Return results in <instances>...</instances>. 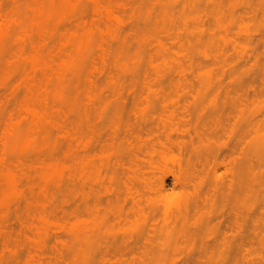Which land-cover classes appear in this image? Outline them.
I'll list each match as a JSON object with an SVG mask.
<instances>
[{"label": "rangeland", "instance_id": "obj_1", "mask_svg": "<svg viewBox=\"0 0 264 264\" xmlns=\"http://www.w3.org/2000/svg\"><path fill=\"white\" fill-rule=\"evenodd\" d=\"M253 5L260 6L259 14L264 11V0H0V6L16 13L9 15L11 32L0 49V99L8 97L0 116V264H134L132 256L139 248L133 251L132 243L149 210L156 221L144 251L140 247L143 264H183L189 247L201 248L199 238L194 243L198 246L193 238L188 246L186 232L184 237L177 232L205 216L203 208L194 213L197 219L192 214V224L190 217L189 222L180 219L192 190L171 187L173 174L182 173L185 157L156 143L151 154L144 155L143 148L138 152L145 157L143 168L127 160L132 165L126 171L128 186L134 189L135 182L142 180L148 190L143 202L141 196H136V203L128 198L125 208L135 204L128 209L130 216L116 224L112 208L117 207V187L122 182L113 169L114 154L119 148L136 149L133 132L139 126L165 139L163 132L171 126L186 125L194 134V129L211 130L222 123V130L232 131V137L243 132L245 139L244 164L241 153L231 164L233 182L245 177V182L254 183L260 178L253 176H264V158L258 160L256 155L258 143L264 141V15H250L247 8L250 11ZM22 29H34L24 43L17 39ZM3 82L15 88L14 96ZM25 84H32L47 99L45 111L16 112L27 97ZM89 95L96 102L90 111L96 139L91 165L85 162L77 138L91 127ZM119 96L125 102L116 103ZM117 119L122 132L112 139V121ZM223 168L217 173L224 170L225 177L229 172ZM141 184L137 185L141 188ZM260 184L248 186L245 202L238 190L240 200L232 199L236 195L230 198L238 213L233 214L234 225L242 222L238 216L245 207L249 219L262 220L264 185ZM86 201L93 205L89 211ZM236 205H242L240 210ZM210 226L207 231L202 228L203 240L208 237L205 241L216 245V251L212 244L207 247L215 255L207 248L202 254L191 248L189 254L197 252L190 260L219 257L225 245L233 248L237 243L238 236L232 244V235L227 239L213 231L214 236ZM250 242L256 244V251H264V243ZM256 251L251 249L254 258ZM201 261L196 263L208 264Z\"/></svg>", "mask_w": 264, "mask_h": 264}, {"label": "bare ground", "instance_id": "obj_2", "mask_svg": "<svg viewBox=\"0 0 264 264\" xmlns=\"http://www.w3.org/2000/svg\"><path fill=\"white\" fill-rule=\"evenodd\" d=\"M258 5L250 6L249 8L251 10L248 11V8H247V12H249L250 15H257V14L258 15H264V11H262V13L259 14L258 9L260 6H258ZM99 8L97 9V12L100 11ZM107 9H108V7H106L105 10L107 11ZM110 13H112V12L110 11L108 14H110ZM9 15H16V13L10 12V11L4 9L2 6H0V49L4 45L5 40L9 37L10 32H11V18ZM33 30L34 29H22L18 33L17 39L20 42L24 43L26 41V39H28L29 37L31 39L33 37L32 36L33 32H34ZM201 31H203V29H201ZM37 32H39V34H41V35L46 34V32H44L42 29H38ZM46 39H47V37L44 38L45 41H46ZM40 47H41V45L39 47H37V48H39L38 50L41 49ZM20 48H21L20 50H23L22 45L20 46ZM27 57H29V56L27 55ZM23 82H24V80H23ZM26 84H29V83H26ZM26 84H25V87H26V91H27V94H26L27 97H25L23 103L21 105H19V107L16 109V112L17 113H40V112L45 111L42 109L47 106V104H48L47 99L45 97H43L39 92L34 91V87L32 86V84L31 85H26ZM3 85L5 88H7V90H9V93L11 95L12 94H13V96L15 95L14 94L15 88L10 89L11 87H8V85H6L4 82H3ZM6 98H8V97L5 95V96L1 97V99H0V116L2 114L4 99H6ZM43 98H45L46 100ZM88 98L90 101H88L89 113L87 115V121L89 122V125L91 127H89L88 133L85 136L77 137V138H79L78 141L80 142V143H78V141H77V143L79 145H81V147L83 148L82 150L84 151V156H85V160H86L85 162L87 164L91 165L93 162V159H94L93 158L94 153L92 152V150L94 148L96 139H95V135H94V132L92 129V118H91L90 111H91V107L96 102L94 101V99L90 95L88 96ZM43 100L46 102L44 107H43V104H44ZM115 100H116L115 102L118 104L125 102V99L122 96L115 98ZM36 106L39 108H37ZM13 114H14L13 111L10 110V112H9V118L10 119H12ZM239 114L243 115L244 112L240 111ZM182 120L186 121V123H187V121L190 122L189 117L188 118L183 117ZM220 125L221 126H218V124H217L215 126V128L211 129V130H209L208 128L203 129V130L202 129H199V130L194 129V131H195L194 134L190 131L191 130L190 128L186 127V125H183L185 127H182V126L177 127L178 125L176 127L171 126V129L169 128V130H165L163 132L165 134L164 135L165 139H160L161 137L159 136L158 133L156 134L154 131H152L150 129H143L142 126L141 127L139 126L138 127L139 130H136L133 132V134L137 138L136 149L129 151L128 149L119 148L118 150L115 151V154H114L115 157H114V161H113V169H114L115 173H117L118 179H119L120 183L122 182L121 183L122 185L119 186L120 185L119 184L117 187V196L115 199V203H116L118 208L116 207V205H114V208L116 207L115 209L112 208V211L115 210L113 212L114 213L113 218H111L112 223L117 224V223H121L122 221H126L125 219H127V216H130L129 212H128L129 207L131 205H133L134 203H136V201H137L136 196L137 197L141 196L140 200L141 201L143 200L142 196L148 190V188H146V187H148L146 185L147 182L143 181V184H141L142 180H140L139 182L142 186L140 188L137 185L139 182L136 181L137 182V183L135 182L136 185H134V183H132V185L135 186V188L132 189L133 186L131 185L132 187H130L127 184V180H126L127 179L126 178L127 172L126 171L132 165L133 166L136 165L137 167L140 166V168H143V167H141V165L143 164L142 161L145 160V157H143V156L140 157L138 152L140 150H142V148H143L142 153L144 155H147V154L149 155V154H151V150H152L153 145H155L157 143V145L160 144L169 151H173V149H176L177 155L179 154V156H181L183 158L185 157V159H183V161L185 160L184 161L185 163L183 162L184 168H182V173L173 174L172 187H171L172 189L175 187H178V188H180V190L182 192L184 190L186 191L187 189H190V188L192 190L191 192L189 191L190 197L185 195L188 197V199L185 200L184 208L179 213L181 221L185 220V222H186L188 220V222H189L192 218V214H193V219L195 220L196 217H194L195 216L194 213H198V212H200L201 209L205 208L204 209L205 212L201 211L203 214H205V216L202 215L203 218L201 217L202 219H204V222L201 219V221L203 222V224L202 223L201 224L204 227L201 224H200L201 227L200 226L196 227V225H198L199 222H201V221H198L197 224L194 223L193 225L195 227L191 226V228H190V225H186L184 222H182L183 224L186 225V227H184V225H182L183 227H181L180 229L178 228L177 232L181 231L180 233L183 234V231H185L186 233L185 232L184 233L186 235H188L189 238L183 234V237L184 236L186 237V238L184 237V239H186V241L189 242L190 238H193V241H195V242H193V244L196 243V241H198V238H199L200 239L199 243L201 245V248H197V247H193V248L194 249L196 248V250L198 252H200L201 254H202V249H203L204 253H206L208 251L213 252L214 250L215 251L217 250V249H215L216 245L214 247V245L212 243L211 244L213 245L214 250L212 251L213 248H211V250H208L212 246L211 244H209L210 242L209 243L206 242V241H208V239H207L208 237L205 238L206 241H205V239L203 240V238L205 236L204 234L207 231L208 225L209 226L212 225V226H210V228L208 227V229H209L208 231H210V229H212V232L213 231L219 232V235L217 234V232L215 234L219 237H221L222 234L227 239L233 237L232 238L233 240L232 239H231L232 241L230 240V243L233 242L232 244H234L235 243L234 240H236L234 238V236L235 235L238 236V241H236L237 243H235V246L233 248H226L225 247L226 245L224 246V249H221V251H219V248H218V251L223 253L224 255L222 254L219 257H216V256L209 257L206 260H202V261L199 259V260H196V262L197 261H201V262L204 261L208 264H264V251H256L255 246H254L256 244H254V245L252 244L254 246V248H251L252 245L251 246L248 245L249 244L248 242H250V241H251L250 243H252V241L258 242V243H264V240H263L264 234L262 233L263 235H261V231L264 230V216L262 217V220L260 219L261 218L260 216H257V217H260L258 222H257V218L256 219L254 218L255 217L254 215H253L254 217L252 216L253 218L250 217V219H251L250 220L249 219L250 215H248V214H250L249 209L247 207L243 206L242 208H244V207L245 208H244V210L240 211L239 216H238L239 219L240 218L243 219L242 220L243 223L241 222L242 223L241 224L240 222H238L239 225L238 224L234 225L235 223L232 221V218H234L233 214L237 213V211H236L237 209L234 207H231L229 204L231 202L230 198L233 197L234 195H236L238 191L242 197L241 199H243L244 197L246 198V196H247L246 192L247 193L249 192L248 194L250 195V191L248 188L249 185L252 186L253 184H256L259 187L258 184L261 183L260 186L263 188L264 176H262V175L253 176V177H255V179L260 178L259 181L256 179V181H258L257 182L258 184L255 183L256 181L254 183L245 182V177L238 178V181L236 180L237 184L235 183L236 182L235 179L233 182L234 170L233 171L230 170L231 164L234 165V162H235V159H236L238 153H241L242 163L244 164V161H245V157H244L245 139H244L243 132H241L240 136L239 135L237 136L235 134L237 137H232V136H234L233 133H231L232 131H230V130H229V132L224 131L222 129H224L225 126L222 125V123H220ZM143 131H145V134H143ZM121 132H122V130H121L120 121L118 119L113 120L112 121V134H111L112 139L116 138L117 135L119 136ZM222 132L227 134V135L224 134L225 138H224ZM154 135L157 137L156 140H155ZM196 142H198L199 144L196 145ZM238 149H240V150H238ZM129 154H132L133 156L132 157L130 156L128 159H126V156ZM256 155L258 157V160H263V158H264V141H262L261 144L258 143ZM179 159L182 160L181 158H179ZM45 160H46V158L44 159V161ZM127 160L131 161L132 165L131 164L128 165L129 163L126 162ZM19 161L24 163L23 159L20 160V158H19ZM5 162H6V160L2 163H4L5 165L7 163V165H8V162H6V163ZM139 163H140V165L138 166ZM137 167H136V170L138 169ZM181 167H183V166H181ZM221 167H224L225 171L229 172L228 174L225 173V177L223 176L224 170H219V172L217 173V169H221ZM134 169H135V167H134ZM232 169H234V168L232 167ZM7 170H8V168H7ZM141 170H142V174H143L144 173L143 169H140L139 171H141ZM229 170L232 172H230ZM221 171H222V173H221ZM231 173L233 174L232 177L229 175ZM227 176H228V178H227ZM250 180H254V178L250 179ZM164 181H165L164 179L161 180L163 187H164ZM162 185H161V187H162ZM89 186H91V185L90 184L88 185V189H89ZM121 187H123V188H121ZM235 187L237 189L234 190ZM166 188H168V187L165 186V189ZM121 189H124V191H125V193L123 195H121V193H120ZM90 193H91V191H89L87 193L88 200L90 199L89 197L92 194V193L91 194ZM262 193L264 194V192H262ZM262 193H261V195H262ZM83 195H84V199L86 200V191L85 190L83 191ZM237 195H236V198H232V199L237 200V198H238ZM249 195H248V197H249ZM146 197H144V198H146ZM128 198H130L131 201H134V203L132 202L133 204H130V205H128V208H127V206L125 208L124 205H125V203H127ZM262 198H263V196H262ZM91 199H90V201H91ZM238 199L240 200V198H238ZM263 199H262V202H263ZM144 200H146V199H144ZM245 201L246 200H244L243 202H245ZM89 202L86 201V204H85L86 205L85 208L88 209V211H89V209H92L91 207L93 206L92 202H91V204H89ZM232 202H233V200H232ZM141 203H140V206H142L144 208L145 204L142 203L144 205L143 206V205H141ZM234 204H239V203L234 202ZM236 206H238V209L240 210L239 206H242V205H236ZM206 208H207V211H206ZM208 208H209V210H208ZM233 208H234V210H233ZM131 209L133 210V208L132 207L130 208V214L132 212ZM233 211H235V212H233ZM144 214L146 216V219L144 220V223H143L141 230L139 231L137 237L133 240V243H132L133 251L135 250V248H136V250H137V248H139L138 249L139 251L141 249L140 247H142V249L145 248L146 244L149 243L150 238L152 236L151 231L153 230V221L156 219V217H155L154 212L152 210L146 211V212H144ZM260 214L262 215L263 212L258 213V215H260ZM196 215L200 218V213H199V215L198 214H196ZM189 217H190V220H189ZM185 218H187V220ZM206 220H207V224L205 225ZM190 222L191 223H189V224H192V220ZM211 223H213V224H211ZM187 226H189V227H187ZM154 228H155V226H154ZM202 228L203 229L205 228L204 230H206V231H204V233H202V230H203ZM215 232H213L212 234L214 235ZM210 233H211V231H210ZM220 234H221V236H220ZM73 235L79 237L78 233H75ZM213 235H211V236H213ZM231 235H232V237H231ZM227 236H230V237L228 238ZM195 237H196V240H195ZM216 237H212L211 239L213 240ZM225 237H223V239ZM187 239H189V240H187ZM227 239L226 240L224 239L223 241L226 242ZM217 240H220V239L218 238ZM224 242H222V243H224ZM228 242H226V243L229 244ZM189 243H188L189 244L188 246L191 245V242H189ZM196 244H198V243H196ZM196 244H194V246H198ZM215 244H217V246H218V241ZM220 244H221V242L219 243L218 247H220ZM230 245L231 244H229V246ZM192 246L189 248L191 249ZM208 246H209V248H207ZM232 246L233 245H231V247ZM227 247H228V245H227ZM189 248H187V250ZM206 248H207V251H206ZM190 249H189V252H190ZM251 249L253 251H256L257 253L259 252L258 256H256L257 253L252 252V254L255 253L254 256L256 258H254L253 255L251 256ZM139 251H134L133 255L138 252L136 257L138 255L141 256L140 253H142V251H144V249L140 253H139ZM195 251L192 250L191 251L192 253H190V254L188 252V257L190 255L189 261H191V262H187L188 257H186V255H184L185 256L184 259L187 258V261L186 260H185V262L183 261L184 262L183 264L192 263L195 261V258L193 261L190 260L191 258H193V257H191V254L193 256V254H195ZM142 254H144V252ZM185 254H187V253H185ZM217 254L219 255V253H217ZM212 255H215V253L213 252ZM212 255L207 254V256H212ZM140 256H138V258H136L135 256H132V257H134V259L136 258L135 260H136L137 264H138L137 259H139V262L141 260H143V259H140ZM207 256L205 255V258ZM141 257H143V255ZM194 257H196V259H197L198 256H194ZM199 257H201V256H199ZM215 257L217 259H215ZM202 258L204 259V256ZM134 259H133V261L135 264ZM196 262H194V263H196ZM141 264H143V262ZM198 264H200V263H198Z\"/></svg>", "mask_w": 264, "mask_h": 264}]
</instances>
